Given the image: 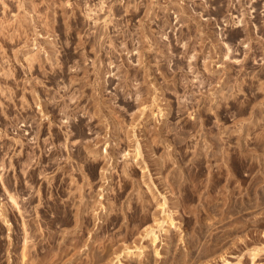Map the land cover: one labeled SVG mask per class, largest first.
<instances>
[{
    "label": "rangeland",
    "instance_id": "obj_1",
    "mask_svg": "<svg viewBox=\"0 0 264 264\" xmlns=\"http://www.w3.org/2000/svg\"><path fill=\"white\" fill-rule=\"evenodd\" d=\"M0 264H264V0H0Z\"/></svg>",
    "mask_w": 264,
    "mask_h": 264
}]
</instances>
